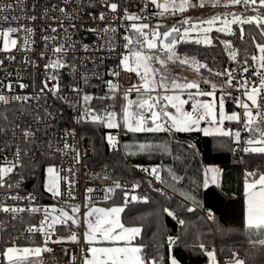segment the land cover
Wrapping results in <instances>:
<instances>
[{"label":"snow or ice","instance_id":"1","mask_svg":"<svg viewBox=\"0 0 264 264\" xmlns=\"http://www.w3.org/2000/svg\"><path fill=\"white\" fill-rule=\"evenodd\" d=\"M103 2L108 5L111 12H117L118 5L116 3L109 2V0H103ZM209 4L213 7L223 5L225 7L239 6V8L237 11L229 13L231 19L214 15L204 20H192L191 18L182 16L180 21L170 26L166 24L167 19L178 13L182 15L190 9H194L197 6L195 0H146L142 11L149 5L158 10L148 15L131 14L125 9L124 16L121 19L131 21L132 23L125 25L126 34L122 37L125 42L123 45L125 52L120 54L121 60L118 67H121L126 72L135 73L140 77L141 84H133L123 90V100H126L127 103L123 104L119 114L113 106H106L102 110L88 107V102L93 97L74 85L72 91L82 93V100L85 105V110L81 113L80 118L98 122L108 129L123 128L126 132L134 134L198 131L202 132L205 137H231L239 143L242 139V131L240 129L233 133L230 130L213 127V125L224 124L225 120L236 121L241 125L242 130L248 133L247 138L243 140L245 144L243 151L264 155V42H261L252 32L246 31L244 28V25H254L258 35L264 38V0H200L199 7L204 8ZM12 8L13 5L8 4L5 7H0V12H5ZM61 11L64 10L61 9ZM249 13L254 14L249 15ZM152 15H155L158 21L164 22H158L155 25L151 24L149 21ZM16 19L17 17L14 16L11 18L0 16V21L3 22H10V20ZM30 19L35 20V17H30ZM100 19L104 20L105 16L102 14ZM217 22L222 25L217 31L226 35H235L231 26L237 25L241 41L243 42L245 35L251 37L255 49L259 53L258 56L251 54L250 63L249 53L247 49L244 50V61L240 69L242 78H237L234 75L235 70L230 68L213 72V69L208 68L206 63H201L196 58L190 57L187 54H184L182 57L178 51L181 43L190 41L191 32L200 33L201 24H206L208 27L202 30V37L198 35L194 42L198 45L202 43L204 45H212V39L209 38L208 33L213 30V26ZM179 25H187L188 27H181ZM19 31H23L26 34L24 43L28 44L30 42L28 37L33 33L31 28L23 27L18 29L11 26L6 29L0 28V38L3 41L0 51L7 52L17 46V40L11 39V36ZM52 31L55 32L56 29L53 28ZM103 31L113 34L109 37L108 48L110 51H115L112 47V40L115 37L116 29L109 25ZM43 39L54 40L55 37H43ZM222 43L229 49L230 58L235 60L238 55L237 50L228 41H222ZM85 49L87 50V46H85ZM65 51L64 45L54 46L53 48L54 53L61 55ZM177 62L180 65L195 66L197 72L207 69L209 73L224 78L225 83L219 89V97L217 98L218 90L215 84L210 85L211 90L202 87V85L208 84L207 78L204 77L202 72L200 79L197 81H181L170 70V65ZM63 67H65V63L62 59L50 60L49 64L45 66L46 69L50 68L53 70ZM250 68L254 69L252 75L258 77V81L249 80L248 77L243 75ZM73 70L75 71V69ZM119 74L117 70H112L108 73L112 77H118ZM96 78H99L98 75ZM46 79L56 81L58 77L54 71ZM81 79L87 84L90 77L83 76ZM105 83L109 92L104 97H97V99L105 100L108 95H113V98H115L117 90L122 86L118 83H113L112 80H108ZM257 84L258 86H256ZM20 87L23 88L25 85L21 84ZM8 88L11 91V85H8ZM225 88H235L236 91L241 92L244 99L241 100L240 97L232 96V93L226 91ZM45 90L55 95L59 91V87L58 85H54L52 88H49L48 83L45 82L41 88V92L43 93ZM133 90L136 92V99L128 100V94ZM185 95L187 98H182ZM204 96L212 99L209 102L198 99V97ZM229 96H232L237 107L243 109L242 114L233 112L231 115H225L226 97ZM16 99L19 101L26 98L17 96ZM0 102L6 103L5 96L0 95ZM189 104H191L190 110L185 107ZM101 111L103 114H100ZM202 123L207 124L208 127H201ZM23 134L25 138L33 135L28 130H25ZM106 139L110 146H115L116 141L113 135L108 134ZM70 147V145L65 144V148ZM139 148L142 152L148 151L151 149V145L142 144ZM6 149H10V145L0 148V151ZM27 155H29L28 150L17 146L14 158L4 156L3 160L0 161L3 164V166H0V188H7L9 190V193L6 194L7 199L16 202L26 199L31 205V202L36 200L35 194L28 193L26 197L11 194V190L18 189L21 183L20 180L13 183L11 176L15 174L17 168L24 166L23 157ZM75 161L76 163L80 162L79 152L76 153ZM144 171L149 172L156 180H161L156 168H152L151 170L144 169ZM218 171V169L213 168L206 169L205 188L208 187L209 183H215L216 180L215 175L209 180L207 173H218ZM46 173V191L53 198L59 200L63 206L58 210H53L58 211L59 215L51 216V222L47 225V228L45 227L44 220L49 219V212L45 209L44 220L41 221L40 225H29L25 229L26 232L32 234L39 232L44 237L42 244L19 248L15 246V241H13L14 246L8 247L0 253V257L6 260L8 264H34L29 259V256L34 255L39 258L41 253L51 251L47 245L53 234L54 225H67L68 221H71L72 225L79 227L80 220L76 214L81 212L80 205H70L72 214L65 210V208L69 207L67 200L75 199L71 191L65 193L61 190L60 182L65 178L61 177L59 171L53 166H49L46 169ZM247 177H252V179L249 180ZM173 179L178 180L180 178L173 176ZM137 187L139 185H132L133 190ZM117 189L123 190L124 186L120 182H114V186L107 188L105 199L108 198L109 193H113ZM92 191L93 189L91 188L87 189L89 193ZM156 191L159 192L160 189L157 188ZM244 195V227L255 231L257 238L253 241V246L255 247L258 244L264 250V172H260L257 169L246 173ZM140 199V197L135 195L130 196L129 191L124 190V205ZM142 199L143 202H147V197H143ZM188 199L193 198L188 197ZM124 205L109 208L85 205L89 210L83 214L86 228L84 238L90 246L84 256V264H180L178 258L174 255L175 247L179 243V237L167 236L168 255L166 258H158L155 255L149 257L145 254L146 245L134 243L136 238L141 235L142 229L137 226H125L121 223L119 214L124 211ZM187 210L189 212L194 211L191 208ZM26 211L30 214H35L40 209L31 206L25 208L9 205L0 200V212L5 214L11 213L13 220L20 218L19 214ZM163 211L167 216L176 219L180 225L185 224V221L180 219L171 208L165 207ZM209 218H213L211 212H209ZM70 239L76 241V233H72ZM52 242L56 243L60 242V240ZM98 242H107L111 246H92ZM31 243L35 244L34 241H31ZM199 247L207 255L211 264L215 253L208 251L203 244H200ZM157 251H159L158 247ZM233 257V264H247V261L240 258L238 253L233 252ZM35 264H41L39 259L35 261Z\"/></svg>","mask_w":264,"mask_h":264},{"label":"built area","instance_id":"2","mask_svg":"<svg viewBox=\"0 0 264 264\" xmlns=\"http://www.w3.org/2000/svg\"><path fill=\"white\" fill-rule=\"evenodd\" d=\"M109 2L118 5L117 12H111L103 0H0V7L13 5L12 9L0 12V16L17 17L16 20H10V22L0 21V28L6 29L11 26L18 29L27 27L33 30L32 35L28 37L30 41L28 44L24 43L26 34L19 31L11 36V39L17 40V46L7 52L0 51V95L6 98V103L0 102V148L10 145V149L0 151V161L4 156L14 158L17 146L29 152V155L23 157L24 163L37 155L57 156L59 174L65 178L60 182L61 190L65 193L71 191L75 197V199L67 200L69 207L65 210L69 212L72 204H78L81 207L80 217L78 216L79 227H73L74 231L78 232L77 240L72 244L53 243L52 241H57L59 238L58 227L64 226L54 225L53 234L47 245L51 251L41 253L38 258L41 264H83L88 249L82 240L83 208L86 204L105 201L107 188L114 186V182L98 179L95 173L84 166V159L91 156L92 151L85 146L79 129L81 121L84 120L80 118L81 113L85 110L82 93L73 92L72 87L78 86L85 92L83 86L85 82L81 79L83 76L90 77L89 80L106 78L107 81L112 80L113 83L122 86L120 74L118 77L108 75L112 70H117L119 73L122 70L118 67L121 60L120 54L125 52L123 47L125 42L122 37L126 34L125 25H130L132 22L121 18L124 16L125 9L131 14L148 15L153 14L155 8L149 5L142 11L146 0H109ZM102 14L105 16L104 20L100 19ZM30 17H35V20ZM154 20V15H152L149 22L153 24ZM109 25L116 29L112 40V47L115 51H110L108 48L109 37L113 34L103 31ZM53 28L56 29L55 32L52 31ZM43 37H55V39L45 40ZM58 45L65 46L66 51L63 55L53 52L54 46ZM0 48H2V38H0ZM57 59H62L65 67L57 70L45 68L50 60ZM242 64L243 62L228 63L229 68L235 70L234 75L237 78H242L240 73ZM253 70L250 68L243 75L249 80L258 81V77L252 75ZM54 71L58 79L56 81L46 79ZM97 75L99 78H96ZM45 82L48 83L49 88L58 85L59 91L55 95L48 90L42 93L41 88ZM21 84L25 87L21 88ZM8 85H11V91ZM105 91L109 92L107 86ZM230 92H235L239 96L241 94L235 88ZM116 94L123 96L122 87L117 90ZM17 96L26 99L18 101ZM232 96L226 97V103L236 104ZM239 129L242 133H246L241 125ZM25 130L33 135L25 138L23 134ZM233 130L238 129L234 127ZM120 137L121 134L118 131L117 143ZM241 143L242 141L237 146ZM65 144L71 147L65 148ZM77 152L80 155L79 163L75 161ZM0 166L3 164L0 163ZM131 168L140 174L143 182L138 189L133 190L130 185L124 187L129 191L130 196L135 195L141 198L143 194L160 188V181L154 176L136 167ZM28 175L23 167L15 170L11 181L15 183L20 180L21 183L18 189L11 190L12 195L18 194L26 197L28 193H31L29 192L31 187L23 191ZM89 188L93 189L90 193L87 192ZM8 193L7 188H0V200H3L5 204L40 209L35 214L27 211L20 213V218L16 220L12 219L11 213L0 212V231L12 243L9 247L14 246L13 241L19 248L33 247L32 245L19 246L16 244L19 242L34 241L42 244L44 237L39 232L32 234L26 232L25 229L29 225L39 226L44 220L45 209L49 212V219L44 220L47 228L51 222V216L59 215L58 211L53 210H58L63 205L56 199L60 207L47 206L38 195H35L36 200L32 201L31 205L26 199L16 202L6 198ZM208 217L209 215H206V218ZM208 251L216 254L215 249ZM233 260H226V264ZM215 264H220L218 257H216Z\"/></svg>","mask_w":264,"mask_h":264},{"label":"trees","instance_id":"3","mask_svg":"<svg viewBox=\"0 0 264 264\" xmlns=\"http://www.w3.org/2000/svg\"><path fill=\"white\" fill-rule=\"evenodd\" d=\"M196 1V0H195ZM223 6V5H222ZM225 14L235 12L239 6L225 7ZM158 11L154 9V13ZM223 12V13H224ZM254 13H249L252 15ZM223 16V14H222ZM178 14L167 19L166 24L172 25L180 21ZM161 22L154 20L153 25ZM184 27L185 25H179ZM246 31L252 32L257 39L264 42L254 25H244ZM235 35H226L213 31L209 37L212 45L196 44L193 40L181 43L178 51L181 55L187 54L196 58L201 63H206L208 68L215 71H222L229 68L228 63L244 61V50L251 54H256L251 37L245 35L243 42L240 39V31L237 25L232 26ZM222 41H228L237 50L238 55L235 60L230 58V51ZM188 73L187 65L174 64ZM208 84L202 85L207 90L210 89L209 82L214 78L225 83L224 78L209 73L207 69H202ZM201 72H196L194 81L200 79ZM190 82V77L183 76L181 81ZM107 79L90 81L87 84V94L93 99L89 101L88 107L102 110L111 105L117 106L119 102L124 103L123 96L115 94L108 95L107 99L101 100L97 97L106 95L105 87ZM232 89V88H225ZM122 90H124L122 86ZM130 94H128L129 97ZM119 106L117 107L118 110ZM226 112L240 111L236 104L225 103ZM100 114H103L101 111ZM203 125V123H202ZM223 127L240 128L237 122H226ZM80 134L84 144L92 147L94 155L86 160L87 166L91 170L103 169L110 173L107 177L113 182H120L124 187L139 185L143 182L140 174L131 167L138 170H150L151 167L158 170L160 181V191H152L143 194L138 201L124 205V190L117 189L108 194L105 201L98 205L109 208L124 205V211L120 213V221L125 226L141 227V235L134 241L135 244L146 245L145 254L149 257L157 256L166 258L168 247L167 236L179 237V243L175 247L174 255L180 264H208L209 258L199 247L200 244L206 246L208 250L215 249L220 264H226V260L234 259L233 252L247 261V264H264V250L257 244L253 246V241L257 238L254 230L244 227V184L246 173L253 170L264 172V155L245 154L242 161L235 159L237 142L234 138L225 136L205 137L202 132H161V133H130L123 128H119L121 134L119 146L111 147L106 140V127L90 119L81 121ZM248 133H242V139L247 138ZM116 141V140H115ZM240 141V142H241ZM117 143V141H116ZM151 145L148 151H140V145ZM245 147V144H242ZM207 166L220 167V178L217 184H209L204 187L205 173ZM34 171L39 170L35 179L28 182L31 185L29 192L38 195L44 204L52 207H60L56 198L46 191V176L43 174L45 165L33 164ZM149 173V172H146ZM173 176L180 179L174 180ZM251 180L252 177H247ZM137 187V189L139 188ZM143 197H147V202H143ZM192 197L193 199H188ZM169 207L175 214L185 221L180 225L176 219L167 216L163 209ZM194 209L189 212L187 209ZM67 209V208H65ZM211 212L213 218H206ZM58 240L60 242L74 243L70 239L74 233L70 222L67 225L58 227ZM63 238V239H60ZM7 236L0 231V253L11 246ZM19 246H36L41 243L19 242ZM157 247L159 251H157ZM0 264H6L0 257Z\"/></svg>","mask_w":264,"mask_h":264},{"label":"rangeland","instance_id":"4","mask_svg":"<svg viewBox=\"0 0 264 264\" xmlns=\"http://www.w3.org/2000/svg\"><path fill=\"white\" fill-rule=\"evenodd\" d=\"M195 3H196L197 6H196L194 9H190V10L186 11L185 13H183L182 15L178 13V17H177V18L181 20V19H182V16H183V17L191 18L192 20H197V19H199V20H204V19L210 18L211 16L218 15V16H220L221 18L228 17L229 19H231L230 15H228L227 13L225 14V12H224V8H223L222 5L219 6V7H213V6H211V4H209L208 6H206V7H204V8H200V7H199L200 0H196ZM226 8H227V7H226ZM223 12H224V13H223ZM222 14H223V16H222ZM154 18H155V20L157 19V17H156L155 15H154ZM157 20H158V19H157ZM161 22H164V21H161ZM232 26H233V25H232ZM232 26H231V27H232ZM184 27H188V26L185 25ZM207 27H208V26H207L206 24H201V25H200V29H201L200 33H197V32H191V33H190V41H191V40L194 41L195 38H197L198 35L202 37V35H203L202 30H203L204 28H207ZM220 27H222V25H221L219 22H217V23L213 26V30H212L211 32H213V31H217V29H219ZM211 32H209L208 35H210ZM217 32H219V31H217ZM209 38H210V37H209ZM2 45H3V41H2ZM255 55L258 56L259 53L256 52ZM181 56L183 57V55H181ZM187 67H189V69H190V71H189L188 73H186V72H184V71L181 72V69H180L179 67H177V66H174V64H171V65H170V70H171V72H172L174 75H176V76L179 77L180 79H182L183 76L190 77V82H192V81H194L195 73H196L197 71H196L195 66H189V65H187ZM254 67H255V66H254ZM120 80H121V84H122V86H123L124 89H127L130 85H133V84H136V85L141 84L140 77H138L135 73H129V72L124 71L123 69H122L121 72H120ZM211 84H215V85L217 86V90H218V91H217V98H218L219 95H220L219 89L221 88L222 85H224V82L221 81V80H217V79L214 78L213 80H211V81L209 82V87H210ZM250 86H251V85H250ZM233 89H234V88H232V89H225V90H226V91H231V90H233ZM209 90H211V89H209ZM191 91H195V90H191ZM231 93H232V95L235 94V96L240 97L241 100L244 99V97L242 96V94H240V96H239V95H238L237 93H235V92H231ZM129 94H130V95H129V97H128V100H134V99H136V92H135V90H133V91H132L131 93H129ZM170 94H171V93H170ZM116 95H117V94H116ZM183 98H187L186 95L183 96ZM198 99H200V100H202V101H204V102H209L212 98L204 96V97H198ZM126 103H127V101L125 100L123 104H126ZM123 104L121 105L119 102L117 103L116 111H117L118 114L121 112ZM118 106H119V112H118V110H117V107H118ZM236 106H237V105H236ZM190 108H191V104L186 105V109L190 110ZM239 109H240V111H234V112L237 113V114H242L243 109H242V108H239ZM241 110H242V111H241ZM232 113H233V112H226V111H225V115H231ZM226 122H234V121L225 120L224 123H226ZM235 122H236V121H235ZM201 127H208V125L203 123V125L201 124ZM213 127H220V128H222V129H224V130H229V128H225V127H223V124H222V125H213ZM106 129L108 130V132L106 133V137H107L108 134H111V135H113V136L115 137V140H116V139H117V136H118L119 128H118V129H108V128H106ZM106 140H107V139H106ZM152 168H153V167H151V169H152ZM209 168H213V169H218V170H219L218 173H207V178H208L209 180H211V177H212L213 175L216 176L215 183H209V184H217V183H218V180H219V178H220V176H219V175H220V167H218V166H207V167H205V168H204L205 178H206V169H209ZM151 169H150V170H151ZM110 181L113 182L111 179H110ZM92 204H98V203H92ZM83 209H84V208H83ZM82 214H83V211H82ZM76 215H77V217H78V216L80 217L79 213H77ZM82 217H83V216H82ZM106 246H111V245H106ZM213 258H214V257H213ZM213 258H212V260H213ZM209 262H210V261H209ZM6 263H7V262H6ZM227 264H233V261H232V262H229V263H227Z\"/></svg>","mask_w":264,"mask_h":264},{"label":"bare ground","instance_id":"5","mask_svg":"<svg viewBox=\"0 0 264 264\" xmlns=\"http://www.w3.org/2000/svg\"><path fill=\"white\" fill-rule=\"evenodd\" d=\"M93 80H99V79H91L87 82V84L90 82V81H93ZM87 84H84V88H85V92L86 91V88H87ZM245 139V137L243 138V140ZM244 144L243 142L241 144H239L238 146H236V152H235V159L238 160V161H242V158L245 154H251V153H246L243 151V148L244 146L242 145ZM85 146H88L91 151H92V155L91 156H88L84 159L83 163H84V166L91 172L95 173L96 174V177L100 180H103V181H110L109 178L106 179V177L110 174V173H107L105 170L103 169H100V170H91L87 164H86V160L89 159V158H92L93 155H94V151L92 149L91 146L85 144ZM119 146V142L118 143H115V146H111V147H118ZM33 164H37L38 166L39 165H45V168L43 170V174H45V176L47 175L46 173V169L49 167V166H53L55 167L57 170H58V166H59V159L57 158V156H52V157H45L44 155H37V156H33L31 158H29L25 163H24V166H23V169L25 171V173L29 174L28 176H26V187L23 189V191H25V189H28L31 185H29L28 187V182L30 180H33L36 178V176L39 174V170L36 169L34 171V169L31 167ZM38 177V176H37ZM111 182V181H110ZM160 189V188H159ZM156 191V190H154Z\"/></svg>","mask_w":264,"mask_h":264},{"label":"crops","instance_id":"6","mask_svg":"<svg viewBox=\"0 0 264 264\" xmlns=\"http://www.w3.org/2000/svg\"><path fill=\"white\" fill-rule=\"evenodd\" d=\"M183 98V97H182ZM186 107V106H185ZM87 205H91V206H93V207H98V208H104V207H102V206H100V205H98V204H87ZM244 208H243V214H244V212H245V195H244ZM114 207V206H113ZM89 209L85 206L84 207V209H83V214L86 212V211H88ZM69 212H70V214H72L71 213V210H69ZM83 214H82V216H83ZM119 218H120V214H119ZM82 221H83V231H82V240H83V243H84V245L87 247V248H89V244L88 243H86V241H85V238H84V232H85V230H86V228H85V224H84V220H83V217H82ZM70 222V224H71V221H69ZM71 226H72V228L74 227V225H72L71 224ZM74 233H76V235L78 236V232L77 231H74ZM106 245H110L109 243H107V242H104V243H96V244H94V245H92V246H97V247H100V246H106ZM22 255V254H21ZM216 254L214 255V258H213V260H211V264H215V262H216ZM29 259L30 260H32L33 262H34V264H35V261H37V257L36 256H34V255H32V256H29ZM7 261L5 260V263H6ZM6 264H8V262L6 263ZM83 264H84V261H83ZM208 264H210V262L208 263Z\"/></svg>","mask_w":264,"mask_h":264}]
</instances>
